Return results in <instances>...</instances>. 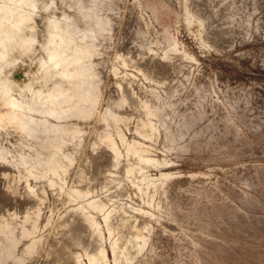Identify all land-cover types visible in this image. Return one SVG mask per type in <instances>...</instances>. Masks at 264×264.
Listing matches in <instances>:
<instances>
[{
  "label": "rangeland",
  "instance_id": "1",
  "mask_svg": "<svg viewBox=\"0 0 264 264\" xmlns=\"http://www.w3.org/2000/svg\"><path fill=\"white\" fill-rule=\"evenodd\" d=\"M0 85V264H264V0H0Z\"/></svg>",
  "mask_w": 264,
  "mask_h": 264
},
{
  "label": "bare ground",
  "instance_id": "2",
  "mask_svg": "<svg viewBox=\"0 0 264 264\" xmlns=\"http://www.w3.org/2000/svg\"><path fill=\"white\" fill-rule=\"evenodd\" d=\"M2 1V0H1ZM16 5V4H15ZM94 7V6H93ZM10 8V7H9ZM96 8V7H95ZM15 16V15H14ZM14 16H9L5 20L7 22H11L14 24L15 27L20 28L22 21H25V16L19 13L16 14V18ZM15 18V19H14ZM106 20H108L106 18ZM105 20V21H106ZM104 21V20H103ZM2 24V23H1ZM108 24V23H107ZM54 26L57 28V22L54 21ZM108 29V28H107ZM112 29V28H111ZM108 31V30H107ZM66 40L69 39L62 33V31H53L49 33V48H48V55L51 60L54 61L56 65L59 66L60 72L69 75L71 70H76V75L80 76V73H83L89 69V67L82 64V51L80 49L73 50L72 52H66V48L68 45L65 46ZM69 43V42H68ZM72 72V71H71ZM90 75V74H89ZM84 91V90H83ZM127 91V90H126ZM66 94V93H65ZM61 94H53L51 100L53 102H59ZM129 98V97H128ZM29 106H25L21 101L9 96L8 91L5 85H0V108L3 109L0 112V129L9 125L16 127L20 132L25 133L27 135H31V133L35 130L34 128L29 127L27 121L21 115L17 114L15 109H30ZM83 112V111H82ZM61 113V112H60ZM13 129V128H12ZM6 130V129H5ZM14 130V129H13ZM14 132V131H13ZM18 132V131H17ZM21 133V135H22ZM16 134V133H14ZM12 135V131H11ZM26 136V135H25ZM18 137V136H17ZM20 137V136H19ZM18 137V138H19ZM16 138V139H18ZM21 138V137H20ZM30 138V137H29ZM15 139V140H16ZM19 141H21L19 139ZM8 144V143H7ZM13 144V143H12ZM15 144V143H14ZM25 144V143H24ZM5 145V144H4ZM6 148V147H5ZM7 149V148H6ZM10 151V150H8ZM60 151V150H59ZM15 152V151H14ZM21 153V152H20ZM64 153V152H63ZM18 155V154H16ZM21 155V154H20ZM14 156V155H13ZM55 157V156H54ZM20 158V157H19ZM29 158V157H28ZM58 158V157H57ZM62 158V157H61ZM23 161L25 160L24 157L21 158ZM35 157H32L34 160ZM66 159V158H65ZM16 162V161H15ZM13 164V163H12ZM18 164V163H17ZM4 165V164H3ZM9 165V164H8ZM5 166V165H4ZM6 167V166H5ZM15 167V166H14ZM53 167V166H52ZM10 168V167H9ZM6 169V168H5ZM50 169V168H49ZM92 169V168H91ZM1 204V201H0ZM2 205V204H1ZM1 207V206H0ZM82 216V215H81ZM116 246V242L112 244L114 248ZM88 253V258L90 264H98L101 259H103L106 255V252L101 250L98 247H91L86 249ZM77 260L72 257L63 258V261H59L57 264H75Z\"/></svg>",
  "mask_w": 264,
  "mask_h": 264
}]
</instances>
